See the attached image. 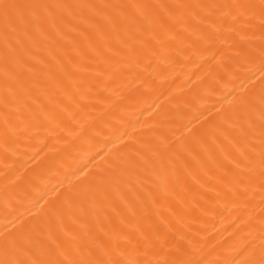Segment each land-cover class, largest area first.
Here are the masks:
<instances>
[{"label": "bare ground", "instance_id": "1", "mask_svg": "<svg viewBox=\"0 0 264 264\" xmlns=\"http://www.w3.org/2000/svg\"><path fill=\"white\" fill-rule=\"evenodd\" d=\"M0 264H264V0H0Z\"/></svg>", "mask_w": 264, "mask_h": 264}]
</instances>
